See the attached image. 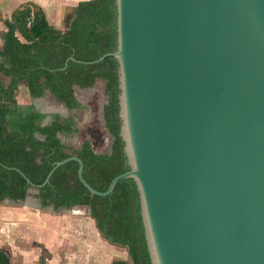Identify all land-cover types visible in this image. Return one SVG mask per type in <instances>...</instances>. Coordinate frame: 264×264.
I'll return each instance as SVG.
<instances>
[{
	"label": "water",
	"instance_id": "1",
	"mask_svg": "<svg viewBox=\"0 0 264 264\" xmlns=\"http://www.w3.org/2000/svg\"><path fill=\"white\" fill-rule=\"evenodd\" d=\"M114 4L128 169L40 186L131 179L150 264H264V0Z\"/></svg>",
	"mask_w": 264,
	"mask_h": 264
},
{
	"label": "trees",
	"instance_id": "2",
	"mask_svg": "<svg viewBox=\"0 0 264 264\" xmlns=\"http://www.w3.org/2000/svg\"><path fill=\"white\" fill-rule=\"evenodd\" d=\"M4 25L0 35V76L6 78V83L0 79V202L18 205L28 191L36 189L32 196L41 208L59 211L85 206L100 238L127 253L128 260L115 259L111 264H150L131 179L117 181L106 196L90 195L77 178V162L70 160L56 167L40 186L54 163L70 156L81 160L83 179L97 191H104L114 176L128 169L118 135L116 61L106 56L92 62L115 48L114 0L78 1L63 30L50 25L40 7L31 3L15 9ZM96 80L103 83L101 117L111 137L108 152H94L87 140L77 147L62 143L59 135L70 136L78 130L70 114L42 113L33 104L18 105L14 97L17 85L23 83L32 99L49 93L71 113L83 109L74 89H88ZM0 264H10L4 248H0Z\"/></svg>",
	"mask_w": 264,
	"mask_h": 264
},
{
	"label": "crops",
	"instance_id": "3",
	"mask_svg": "<svg viewBox=\"0 0 264 264\" xmlns=\"http://www.w3.org/2000/svg\"><path fill=\"white\" fill-rule=\"evenodd\" d=\"M78 1L82 0H0V35L5 31L4 21L10 18L12 12L19 6L29 3L35 4L40 7L45 15L47 22L50 25L55 28H57V26H64V28H66V25L69 24L70 18L72 16V8ZM17 37L18 39H21H19L20 41H24L19 35H17ZM1 46L2 40L0 38V49ZM0 79L2 81H5V77L3 76H0ZM21 85L25 86L24 84ZM76 90L77 88L74 89V95ZM46 94L50 95L49 93H45L43 96H45ZM19 95L20 94H15L14 96L18 105L32 104L29 102L32 100V98L29 97L28 92L26 93L21 91V95ZM54 102L56 101L54 100ZM56 103L59 104L62 109L55 110L50 113H58L59 115L64 116V114L68 112L67 109L62 104L58 102ZM79 111L80 110H75L71 113H68L73 117V120H76L77 113ZM32 194L33 191L30 192V195L28 196L27 200H25V202L22 201L18 205H13L15 207H12L7 211L9 213L8 221H6L4 225H2V230L0 231V233L2 234L0 235V248H4L8 251L10 264H37L39 258H41L42 256L40 255L39 248L47 249V251L50 253L49 259H47V261L44 263H41V261H39V264H60L58 260L60 259L61 254L56 248H58L62 243H65L66 239H68L67 237H69V239L75 237V235L73 236V234H70V230L65 224L69 225L71 229L77 226L87 225L89 226V232H87V234L93 237V220L89 217L88 208L86 207L85 211L84 206H75L72 209L59 210L61 212H64L66 215H63L61 213H48L47 211L44 212L45 208H38L37 200L32 196ZM30 196L32 198H29ZM31 200H34V202H29ZM15 227L17 229H14ZM7 228L8 230L11 229L13 231L22 230V234L20 235L19 240L24 243H27V241L30 242V246H25L24 249H18L17 251H11L7 239L5 240L3 236L6 235L5 229ZM93 254V250H91V253L89 254H83L85 257L83 255L80 257L81 264H106L107 257H104L105 255L98 257L95 256L93 258ZM73 256L70 255L69 257H67V259H70L71 261L69 263H72Z\"/></svg>",
	"mask_w": 264,
	"mask_h": 264
},
{
	"label": "rangeland",
	"instance_id": "4",
	"mask_svg": "<svg viewBox=\"0 0 264 264\" xmlns=\"http://www.w3.org/2000/svg\"><path fill=\"white\" fill-rule=\"evenodd\" d=\"M62 4H66V3H62ZM57 28L63 30L64 26H57ZM4 82L6 83V78ZM21 84L23 83H19L17 85L15 94L21 95V91L27 93L26 87L22 86ZM102 89H103L102 81L97 80L95 81L92 87L88 89H77L75 91V95H74L75 98L80 102V104L83 105V109L77 113V119L74 120L76 127H78V130L76 133L71 134L70 136L64 137L62 135H59L62 143L77 147L79 143H81L84 140H87L90 143L91 148L94 152L97 153L108 152L111 137L104 128L103 120L101 117V108L102 105L105 103V97L102 93ZM29 102L32 103L35 106V108L40 112L42 110H45L47 111V113H50L52 111L62 109L59 106V104L54 102L52 97L48 94H46L45 96L39 99H32ZM42 113H46V112L43 111ZM67 115H69L68 112L64 114V116ZM29 198L32 197L30 196ZM29 202H34V200H31ZM13 205L14 204H12L9 201L0 202V231L2 230V225H4L6 221H8L9 213L7 211L10 208L15 207ZM84 208H85L84 210L86 211L85 206ZM46 211L48 213H56V214L61 213L63 215H66L64 212L61 211L54 212L50 207L45 208L44 212ZM65 225L70 230V234H73V236L75 235V237L71 238L70 236L71 239L67 237L68 239H66L65 243H62L60 246L58 245L59 247L56 248L58 249V252L61 254V257L59 256L60 259L58 260L60 264H81L80 257L83 254L86 255L91 253V250H93L94 252L93 258L95 256L98 257L105 255L104 257H107L106 264H110L115 259L128 260L125 249L117 245L109 244L108 242L101 239L93 224H92L93 237L87 234V232H89V226L87 225L74 227L75 229L74 228L71 229L67 224ZM14 229L17 228L15 227ZM5 233L6 235L3 236L5 240L7 239L11 251L13 250L17 251L18 249H24L25 246L28 247L30 246V242L27 241V243H24L19 240L20 235L22 234V230L13 231L11 229L8 230L7 228L5 229ZM0 235L2 234L0 233ZM39 252L40 255L42 256L41 258H39L37 264H39V261H41V263L46 262L47 259H49L50 253L47 251V249H43V248H39ZM70 255L71 256L74 255L72 257L73 258L72 263H69L71 261L70 259H67V257H69Z\"/></svg>",
	"mask_w": 264,
	"mask_h": 264
},
{
	"label": "built area",
	"instance_id": "5",
	"mask_svg": "<svg viewBox=\"0 0 264 264\" xmlns=\"http://www.w3.org/2000/svg\"><path fill=\"white\" fill-rule=\"evenodd\" d=\"M27 26H29V23H27Z\"/></svg>",
	"mask_w": 264,
	"mask_h": 264
},
{
	"label": "flooded vegetation",
	"instance_id": "6",
	"mask_svg": "<svg viewBox=\"0 0 264 264\" xmlns=\"http://www.w3.org/2000/svg\"><path fill=\"white\" fill-rule=\"evenodd\" d=\"M35 107V106H34Z\"/></svg>",
	"mask_w": 264,
	"mask_h": 264
}]
</instances>
